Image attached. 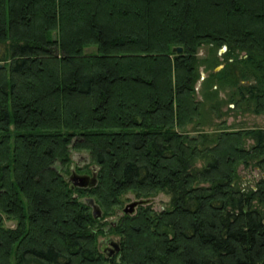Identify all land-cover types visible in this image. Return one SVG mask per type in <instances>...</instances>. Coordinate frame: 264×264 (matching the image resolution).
I'll list each match as a JSON object with an SVG mask.
<instances>
[{
	"label": "trees",
	"instance_id": "16d2710c",
	"mask_svg": "<svg viewBox=\"0 0 264 264\" xmlns=\"http://www.w3.org/2000/svg\"><path fill=\"white\" fill-rule=\"evenodd\" d=\"M203 46L251 79L235 108L263 115L264 0H0V264H264V178L237 185L240 166L264 172V129L186 130ZM230 72L205 85H235ZM70 150L97 167L94 188L63 177ZM128 192L170 207L110 223L106 257L103 220Z\"/></svg>",
	"mask_w": 264,
	"mask_h": 264
},
{
	"label": "rangeland",
	"instance_id": "374dc122",
	"mask_svg": "<svg viewBox=\"0 0 264 264\" xmlns=\"http://www.w3.org/2000/svg\"><path fill=\"white\" fill-rule=\"evenodd\" d=\"M93 48L86 49V53L93 52ZM227 49L224 47L218 49L215 52V57L217 59L212 63L213 54L210 53V48L208 46H203L198 50L197 58L200 62L199 67V80L195 85L196 99L202 102L201 117L196 123H193L187 127V132L193 137L197 134L206 133L210 137L213 136L219 130L228 129L237 130V129H252V128H262L264 129V114L263 115H254L251 112L240 110L235 108V106L230 101L232 93L239 86H246L251 82V79H243L242 74L240 73L241 66L236 63H231V61H226L223 56L226 53ZM242 54L239 55L240 58ZM223 67H230L232 72H230L229 77L232 80H236L235 85L228 86L224 84L223 86L213 85L211 88H208L205 85L206 80L210 76V73L218 72ZM236 74L234 76L233 74ZM244 109L245 106L243 105ZM253 142L248 140V145H251ZM70 159H71V170L78 175H92L93 168H97L94 163L89 159V155L86 151H73L70 150ZM202 162L196 164L197 167L202 166ZM54 168L57 171L60 170V165L55 164ZM71 172L68 174L63 173V177L67 179L70 176ZM239 179L237 180V185L242 190H249L254 188L255 183L264 178V172L258 170L251 166H240L238 169ZM88 197L83 198L86 199ZM141 198H137L132 192H128L120 197L119 205L113 209L111 216H107L103 220L104 224L101 230H104V233L98 235L97 243L98 248L102 249L103 245L106 247L105 253L109 252L111 247L108 245L109 241L119 242L120 237L118 235L112 234L109 232V224L115 222L117 219L122 218L124 215L123 208ZM150 204L148 205L152 211L158 213L164 210L169 209L170 205V196L166 195L163 192L156 193L155 196L150 198ZM4 227L7 229H12L15 227V222L11 220H6L4 222ZM115 255V254H114ZM107 257V256H106Z\"/></svg>",
	"mask_w": 264,
	"mask_h": 264
},
{
	"label": "water",
	"instance_id": "95a60500",
	"mask_svg": "<svg viewBox=\"0 0 264 264\" xmlns=\"http://www.w3.org/2000/svg\"><path fill=\"white\" fill-rule=\"evenodd\" d=\"M55 39V36H53V40ZM224 48V47H223ZM172 52L176 53V54H181L182 53V48L181 47H175L172 49ZM2 67V65L0 64V68ZM97 168H93L92 171V175H78L75 172H73V170H71L70 167V176L67 178V181L70 183L72 188H79V189H91L94 188L97 184ZM150 199H139V200H135L129 204H127L124 208H123V213L124 214H128V215H133L136 211V209L140 206H147L150 204ZM83 202L90 207L91 209V214L92 217L97 219L100 218L102 216V211L100 209V207L94 202V200L92 198H86L83 200ZM108 245L111 247V249H109L108 253H105V251L103 249L99 250L105 254V256L110 257L112 254L119 252V243L117 241H109ZM106 250V249H105Z\"/></svg>",
	"mask_w": 264,
	"mask_h": 264
},
{
	"label": "flooded vegetation",
	"instance_id": "af4514ba",
	"mask_svg": "<svg viewBox=\"0 0 264 264\" xmlns=\"http://www.w3.org/2000/svg\"><path fill=\"white\" fill-rule=\"evenodd\" d=\"M102 249L105 251L106 247L103 245ZM115 254V253H114ZM114 254H112L111 256H113ZM110 256V257H111Z\"/></svg>",
	"mask_w": 264,
	"mask_h": 264
}]
</instances>
